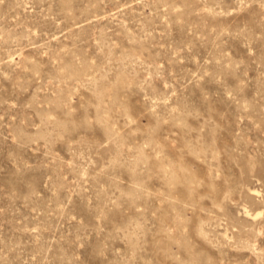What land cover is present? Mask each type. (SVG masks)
<instances>
[{
	"label": "rangeland",
	"instance_id": "rangeland-1",
	"mask_svg": "<svg viewBox=\"0 0 264 264\" xmlns=\"http://www.w3.org/2000/svg\"><path fill=\"white\" fill-rule=\"evenodd\" d=\"M0 264H264V0H0Z\"/></svg>",
	"mask_w": 264,
	"mask_h": 264
}]
</instances>
